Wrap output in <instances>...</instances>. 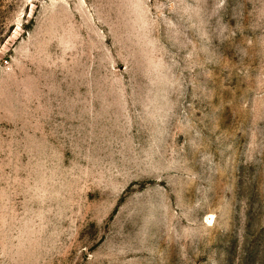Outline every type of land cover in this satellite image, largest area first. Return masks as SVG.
Segmentation results:
<instances>
[{
    "label": "rangeland",
    "instance_id": "1",
    "mask_svg": "<svg viewBox=\"0 0 264 264\" xmlns=\"http://www.w3.org/2000/svg\"><path fill=\"white\" fill-rule=\"evenodd\" d=\"M0 264H264V0H0Z\"/></svg>",
    "mask_w": 264,
    "mask_h": 264
}]
</instances>
